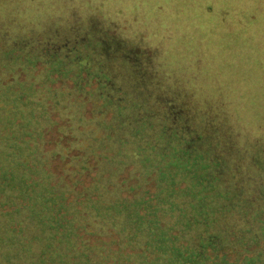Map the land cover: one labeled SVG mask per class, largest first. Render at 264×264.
Masks as SVG:
<instances>
[{
	"label": "trees",
	"instance_id": "16d2710c",
	"mask_svg": "<svg viewBox=\"0 0 264 264\" xmlns=\"http://www.w3.org/2000/svg\"><path fill=\"white\" fill-rule=\"evenodd\" d=\"M5 27L0 264H264V91L189 58L145 107L77 37ZM192 97L199 126L174 109Z\"/></svg>",
	"mask_w": 264,
	"mask_h": 264
},
{
	"label": "rangeland",
	"instance_id": "374dc122",
	"mask_svg": "<svg viewBox=\"0 0 264 264\" xmlns=\"http://www.w3.org/2000/svg\"><path fill=\"white\" fill-rule=\"evenodd\" d=\"M0 20L8 32L25 29L29 39H38L43 25L58 41L77 37L145 107L155 93L173 102L182 81L171 71L189 58L208 66L204 75L213 66L239 93L264 91V0H0ZM176 108L192 125L209 119L195 97ZM206 135L211 144L227 142V134Z\"/></svg>",
	"mask_w": 264,
	"mask_h": 264
}]
</instances>
